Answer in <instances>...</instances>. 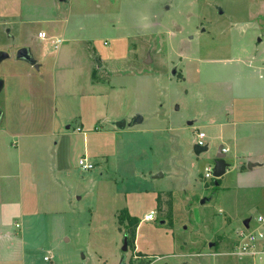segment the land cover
Returning a JSON list of instances; mask_svg holds the SVG:
<instances>
[{
	"label": "rangeland",
	"instance_id": "rangeland-1",
	"mask_svg": "<svg viewBox=\"0 0 264 264\" xmlns=\"http://www.w3.org/2000/svg\"><path fill=\"white\" fill-rule=\"evenodd\" d=\"M0 52V264H264L228 254L244 221L264 226V170L242 176L230 148L205 179L227 145L193 151L229 90L199 61L253 58L264 79V0H0Z\"/></svg>",
	"mask_w": 264,
	"mask_h": 264
},
{
	"label": "crops",
	"instance_id": "crops-1",
	"mask_svg": "<svg viewBox=\"0 0 264 264\" xmlns=\"http://www.w3.org/2000/svg\"><path fill=\"white\" fill-rule=\"evenodd\" d=\"M199 62L201 63L199 76L203 73L210 79L214 78V76L212 75V71L207 73V69H214L216 68L215 66L219 68L221 66L224 67L220 68V70L224 73L225 79L219 83L220 86L225 85L229 89L219 94L218 97H213V100L220 105L218 110L199 116L204 117L203 120L206 122L204 127L209 132L208 136L203 133V139L207 138L208 141L206 144L214 146L215 142H219V144L226 143L227 146L215 145L214 150L216 153L214 156L217 155L219 149H226L225 154H227L231 148L234 152V157L231 159L234 160L236 165L240 166V174L242 176L253 173L257 169L264 170V82H260L264 79L258 72L260 68L255 64L253 58L247 61L239 58H230L221 60V63H217L214 60H200ZM36 64L38 67L35 68L33 66L35 69L39 70L42 68V59L37 61ZM85 69L88 70L90 83L92 81L89 89L90 87L93 89L95 87L94 83L96 82L95 79L93 80L91 78V75L94 73L97 76L98 73H96L90 61L89 63L86 61ZM247 69H251L252 72L250 73ZM83 141H85V138ZM208 145L207 147L209 148ZM68 157L69 154L67 156L65 153V156H63L66 160L65 162H67ZM224 161L227 164L225 169L226 173L227 167L229 166V163L226 161V155ZM248 165L251 167H248ZM247 227L250 228L249 220ZM233 242L235 243L234 240ZM211 246L212 244H210ZM219 246H223V243L220 242ZM231 253L232 250L228 252V254ZM243 257H250L252 261L256 257L257 259L263 260L259 256ZM148 264L153 263L149 262Z\"/></svg>",
	"mask_w": 264,
	"mask_h": 264
},
{
	"label": "built area",
	"instance_id": "built-area-1",
	"mask_svg": "<svg viewBox=\"0 0 264 264\" xmlns=\"http://www.w3.org/2000/svg\"><path fill=\"white\" fill-rule=\"evenodd\" d=\"M38 39L40 40H48L50 39L45 32H39L37 34ZM52 44L56 47L62 43L61 39H51ZM77 131H80L77 129ZM203 133L197 134V145L204 146L203 144ZM221 152L223 154L226 153V149L222 148ZM78 166L82 170H91L93 169V165L91 162L88 161L86 156L81 157L78 160ZM212 169L211 167L205 168L204 178L205 179H212ZM144 219L146 221L154 220L153 214H147ZM258 224H264V217L259 215L257 217ZM239 230L237 232V244L235 245L234 251L231 253L232 255H236L239 257L243 256H259L264 260V226L261 229L257 230ZM47 258H45L46 260Z\"/></svg>",
	"mask_w": 264,
	"mask_h": 264
},
{
	"label": "water",
	"instance_id": "water-1",
	"mask_svg": "<svg viewBox=\"0 0 264 264\" xmlns=\"http://www.w3.org/2000/svg\"><path fill=\"white\" fill-rule=\"evenodd\" d=\"M9 57V54L6 52H0V62L6 58ZM15 57L17 60L25 62L29 65L34 66L35 68L38 67V65L36 64L35 59L33 58V55L30 51L29 48L27 47H22L20 49H18L16 51ZM3 87V81L0 80V90ZM143 120L141 115H136L132 118L131 122H130V126H134L136 124L141 123ZM116 126L118 128H124L125 127V121H119L116 123ZM207 150L206 146H200V145H195L193 147V151L195 154H199L201 152H205ZM222 149H219L217 155L215 156V160H214V165H213V169H212V176L214 179H218L220 178L222 175H224L225 173V169H226V162L224 161L225 155L221 152ZM248 167H251L250 165H248ZM162 223V222H161ZM244 225L247 227L248 225V220H246L244 222ZM127 242H126V238L124 239V246H123V250L127 251ZM121 264H124V262L122 261Z\"/></svg>",
	"mask_w": 264,
	"mask_h": 264
},
{
	"label": "trees",
	"instance_id": "trees-1",
	"mask_svg": "<svg viewBox=\"0 0 264 264\" xmlns=\"http://www.w3.org/2000/svg\"><path fill=\"white\" fill-rule=\"evenodd\" d=\"M178 76V75H177ZM91 78L94 80L95 79V74L92 73ZM219 180H213V184H215L216 186L218 185ZM211 182V183H212ZM158 203H159V198L157 197ZM159 205V204H158ZM118 222L119 223H123L124 220L128 221V228L126 225V242H127V247L131 248V250H134V242H135V236H136V229L138 227L139 222L132 216H130L126 211L122 210L119 212L118 216H117ZM139 256H144L142 254H138ZM145 264H148V262H146Z\"/></svg>",
	"mask_w": 264,
	"mask_h": 264
},
{
	"label": "clouds",
	"instance_id": "clouds-1",
	"mask_svg": "<svg viewBox=\"0 0 264 264\" xmlns=\"http://www.w3.org/2000/svg\"><path fill=\"white\" fill-rule=\"evenodd\" d=\"M145 19H146V17H145Z\"/></svg>",
	"mask_w": 264,
	"mask_h": 264
}]
</instances>
